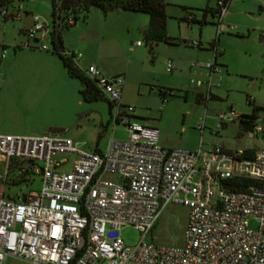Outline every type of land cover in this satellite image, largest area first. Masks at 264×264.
Instances as JSON below:
<instances>
[{"label": "built area", "instance_id": "obj_1", "mask_svg": "<svg viewBox=\"0 0 264 264\" xmlns=\"http://www.w3.org/2000/svg\"><path fill=\"white\" fill-rule=\"evenodd\" d=\"M21 1L11 9L0 5V17L18 19ZM260 5L264 7V0ZM216 6L217 33L226 0H216ZM192 19L191 12L184 17L187 24ZM48 30L37 13H30L21 46L30 47L29 39H35L38 48L47 49L41 39L48 38ZM5 46L0 42V58ZM210 47L215 55V44ZM64 52L108 99L112 121L124 126L126 136L110 137L100 151L84 150L69 137L49 133H0V264H10L8 258L30 264H264V146L251 157L219 145L164 149L156 143L157 129L140 124L133 106L121 102V74L104 75L93 63L80 64L79 52ZM214 55L197 62L206 69V78L196 80L203 89L202 101L210 98L211 74L221 71ZM170 68L166 61V71ZM246 101L252 103L253 97L248 95ZM205 117L195 125L200 131ZM212 117L221 126L242 115L228 108ZM244 132L248 137L264 133V117L251 120ZM11 170L25 184L39 175V188L2 196ZM231 178L248 181L236 189L228 182ZM169 204L187 208L181 246L145 240ZM250 217L255 227L248 226ZM123 225H132L141 236L125 243L119 234Z\"/></svg>", "mask_w": 264, "mask_h": 264}, {"label": "rangeland", "instance_id": "obj_2", "mask_svg": "<svg viewBox=\"0 0 264 264\" xmlns=\"http://www.w3.org/2000/svg\"><path fill=\"white\" fill-rule=\"evenodd\" d=\"M164 2L166 40L145 37V12L90 5L87 10L69 13L76 16L73 24L66 26L60 21L62 45L81 54L80 64L93 62L104 73L123 74L124 97L133 106L136 120L157 129L156 143L162 148L193 150L219 145L235 151L264 146V133L248 137L236 119L216 126L212 117L217 110L228 108L247 115L253 107L257 108L255 119L264 117V39H258L263 33L254 27L264 26V20L255 19L264 10L256 9L255 0H234L215 33V16L209 12L205 22L196 21L201 18V9L213 7L214 0ZM12 4L15 6L17 0ZM23 4L52 28L49 0H24ZM189 12L195 20L187 24L184 17ZM20 15L19 19L0 17V42L6 45L0 58V133H49L69 137L84 150L100 151L105 150L110 137L123 140L126 130L121 123H113L107 100L102 96L82 98L81 83L67 74L58 56L49 50L48 38L41 39L45 50L33 39H29L32 47L21 46L25 38L21 28L27 15L22 10ZM212 39L221 72L212 75L210 98L202 101L199 94L203 89L195 85L206 76L197 62L211 60L212 49L206 47ZM166 61L171 62L170 71L165 69ZM159 88L171 91L165 101L158 95ZM248 95L253 97L252 103H247ZM202 115L206 117L200 131L195 125ZM4 185L9 192L38 189L40 176L32 175L26 184L21 180ZM186 219V207L167 205L145 240L166 247L181 246ZM248 226H256L253 217ZM119 234L128 244L141 236L132 225H123ZM8 262L30 264L22 258H8Z\"/></svg>", "mask_w": 264, "mask_h": 264}, {"label": "trees", "instance_id": "obj_3", "mask_svg": "<svg viewBox=\"0 0 264 264\" xmlns=\"http://www.w3.org/2000/svg\"><path fill=\"white\" fill-rule=\"evenodd\" d=\"M13 0H0V5H4L8 8L15 7L12 4ZM50 3V18L52 20V28L48 30V39L50 41V51L55 53L60 59L62 65L64 66L67 74L79 80L81 83V88L79 92L83 99H94L96 97H104L100 90L96 87L94 81L90 79L82 70L77 66V64L72 60L71 55L64 52L65 48L62 45V41L59 34L60 21L64 25L73 24V19L76 17L74 14L71 16L70 12H76L77 10H87L90 5H96L103 10L109 8H122L133 11L145 12L148 14V22L145 27V37L152 40H166L167 36L165 33V2L164 0H49ZM201 13V18L196 21L200 24L205 22L203 16L206 12L214 15L216 14L217 6L215 7H203ZM190 13V12H189ZM194 15V14H193ZM68 19L71 21L68 22ZM195 19H192V21ZM35 40V39H33ZM214 41L209 44L212 45ZM32 47V46H30ZM68 50V49H67ZM72 52V50H69ZM264 72V69H263ZM167 94H171V91L164 92L163 88L158 89V95L163 100V97ZM200 96V94H199ZM109 106L110 102L106 97H104ZM201 100V97H199ZM256 107L252 108V112L247 115H242V118L238 120L241 127L246 130L250 126L251 120L255 118L254 112ZM254 153L253 148L241 149L240 157H251ZM22 180V177L14 176L10 174L7 183H17ZM246 178H231L228 180L231 183V188L242 189L247 183ZM7 197V195H6Z\"/></svg>", "mask_w": 264, "mask_h": 264}, {"label": "crops", "instance_id": "obj_4", "mask_svg": "<svg viewBox=\"0 0 264 264\" xmlns=\"http://www.w3.org/2000/svg\"><path fill=\"white\" fill-rule=\"evenodd\" d=\"M215 1V4H214V6L213 7H215L216 6V0H214ZM234 0H226V8H227V12H226V14H225V16L224 17H226L227 15H229V12H230V5L232 4V2H233ZM261 1L262 0H255V6H256V9L257 10H264V7H261ZM23 2H24V0H22L21 1V9H20V11L22 10V13H24L25 15H27V19H26V23H25V26L23 27V28H21V33L22 34H24L25 35V30L27 29V27L29 26V23H30V12L29 11H27L26 10V8H24L23 7ZM207 13V12H206ZM205 13V14H206ZM20 14V13H19ZM205 14H204V16H203V18H204V20H206V18H205ZM20 16L21 15H19V18H20ZM211 16H215L214 15V13L213 14H211ZM223 17V18H224ZM18 18V19H19ZM194 19H195V16H194ZM255 19H261V20H264V14H259L258 16H256L255 17ZM216 20V19H215ZM211 21H213L212 19H211ZM216 23V21L214 22V24ZM219 26H220V23H219ZM218 26V27H219ZM216 27V26H215ZM255 28H258V30L260 31V32H262L263 34H261L262 35V40L264 39V26H257V25H255L254 26ZM216 33V32H215ZM25 39V38H24ZM212 41H213V39H212ZM211 41V42H212ZM215 41V40H214ZM4 44V43H3ZM197 46H198V44H197ZM206 48H209V49H211V47H210V44H208V46L206 47ZM217 49V48H216ZM217 54H218V50H217V52L215 53V55H214V53H213V51H212V57H211V59L213 58V55H214V60H215V62H217V59H216V56H217ZM207 61V60H206ZM89 63H93V62H89ZM218 63V62H217ZM94 64V63H93ZM219 64V63H218ZM96 65V64H95ZM220 65V64H219ZM96 67L100 70V72L102 73V74H104V75H113V74H121L122 76H123V74L122 73H118V72H115V73H104L97 65H96ZM221 72V71H220ZM220 72H215V74L217 73V75H219L220 74ZM205 73H206V69H205ZM204 73V74H205ZM214 73H212L211 74V77H212V75H213ZM202 79V78H201ZM124 77H123V83H122V87H121V102L122 103H128V99L126 98V97H124ZM195 86H197V85H195ZM198 87H202V86H197V88ZM104 96V95H103ZM105 97V96H104ZM108 106H109V104H108ZM109 110L111 111V107L109 106ZM112 113V112H111ZM133 117H134V119L136 120V115L135 114H133ZM11 134V133H10ZM26 135H32V134H26ZM168 149H171V148H168ZM254 150L256 149V148H253ZM98 150V149H97ZM13 184H15V183H13ZM23 192H25V191H23V190H21V191H17V190H15L14 192H9V191H7V190H5V185H4V187H3V189H2V192H1V194H2V196H4V197H6V195H7V197H11L12 195L14 196V197H16V193L17 194H21V193H23ZM6 197V198H7Z\"/></svg>", "mask_w": 264, "mask_h": 264}, {"label": "water", "instance_id": "obj_5", "mask_svg": "<svg viewBox=\"0 0 264 264\" xmlns=\"http://www.w3.org/2000/svg\"><path fill=\"white\" fill-rule=\"evenodd\" d=\"M262 38H263L262 35L259 34V35H258V39H259V40H262Z\"/></svg>", "mask_w": 264, "mask_h": 264}]
</instances>
